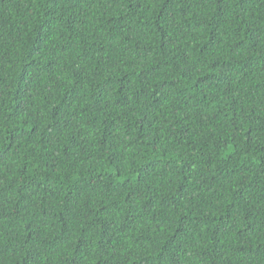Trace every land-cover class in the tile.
I'll list each match as a JSON object with an SVG mask.
<instances>
[{"label":"trees","instance_id":"1","mask_svg":"<svg viewBox=\"0 0 264 264\" xmlns=\"http://www.w3.org/2000/svg\"><path fill=\"white\" fill-rule=\"evenodd\" d=\"M0 264H264V0H0Z\"/></svg>","mask_w":264,"mask_h":264}]
</instances>
